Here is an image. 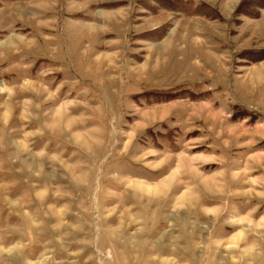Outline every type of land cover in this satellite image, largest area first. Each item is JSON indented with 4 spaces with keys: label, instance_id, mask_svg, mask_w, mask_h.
<instances>
[{
    "label": "rangeland",
    "instance_id": "obj_1",
    "mask_svg": "<svg viewBox=\"0 0 264 264\" xmlns=\"http://www.w3.org/2000/svg\"><path fill=\"white\" fill-rule=\"evenodd\" d=\"M0 264H264V0H0Z\"/></svg>",
    "mask_w": 264,
    "mask_h": 264
}]
</instances>
